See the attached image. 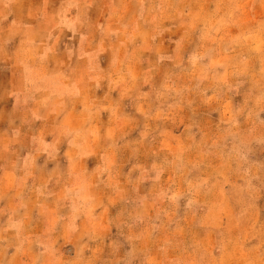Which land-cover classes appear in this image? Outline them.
Returning a JSON list of instances; mask_svg holds the SVG:
<instances>
[{"label":"rangeland","instance_id":"rangeland-1","mask_svg":"<svg viewBox=\"0 0 264 264\" xmlns=\"http://www.w3.org/2000/svg\"><path fill=\"white\" fill-rule=\"evenodd\" d=\"M127 9L113 20L96 8L84 31L103 43L89 119L109 135L93 146L126 187L99 188L97 221L37 264H264V0ZM108 20L119 24L104 34Z\"/></svg>","mask_w":264,"mask_h":264},{"label":"crops","instance_id":"crops-1","mask_svg":"<svg viewBox=\"0 0 264 264\" xmlns=\"http://www.w3.org/2000/svg\"><path fill=\"white\" fill-rule=\"evenodd\" d=\"M120 2L62 0L52 10L50 0H10L0 9V62L8 65L0 66V92L8 94L0 102V264H37L55 239L75 238L84 219L97 221L99 188L126 187L93 146L109 135L108 124L89 119L94 83L104 77L89 63L103 43L91 45L84 32L96 8L106 19L126 13L131 0ZM116 24L104 21L101 30ZM39 30L48 31L44 38Z\"/></svg>","mask_w":264,"mask_h":264}]
</instances>
